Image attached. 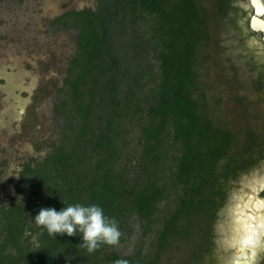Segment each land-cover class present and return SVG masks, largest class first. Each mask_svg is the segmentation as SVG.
Returning <instances> with one entry per match:
<instances>
[{"label":"trees","instance_id":"obj_1","mask_svg":"<svg viewBox=\"0 0 264 264\" xmlns=\"http://www.w3.org/2000/svg\"><path fill=\"white\" fill-rule=\"evenodd\" d=\"M229 2L217 5L220 18ZM52 23L76 32L53 107L61 138L23 164L20 198L0 206V264H159L171 239L187 238L184 209L197 226L200 197L235 140L208 116L199 85L207 14L197 0H98L94 10H67ZM229 25L237 29L234 18ZM75 204L115 218L117 245L137 218L151 233L150 250L88 253L79 233L54 237L33 222L41 208Z\"/></svg>","mask_w":264,"mask_h":264},{"label":"rangeland","instance_id":"obj_2","mask_svg":"<svg viewBox=\"0 0 264 264\" xmlns=\"http://www.w3.org/2000/svg\"><path fill=\"white\" fill-rule=\"evenodd\" d=\"M197 1L207 14L209 30V40L198 50L199 85L212 122L235 138L227 154L231 156L243 150L249 137L264 134V108L253 106L247 84L256 68L262 71V49L246 27L243 0H230L233 8L223 18L217 13L221 0ZM97 4L98 0H0V206L20 198L23 164L40 160L61 138L63 121L53 107L76 50V32L52 21L67 10H94ZM231 18L237 29L229 25ZM191 210L183 211L187 238L171 239L159 264H187L199 239L196 225L192 229ZM128 226V236L114 250L123 256L141 247L147 254L151 233L137 218ZM144 231L148 234L143 236ZM30 241L35 243L36 236ZM218 246H226L224 238Z\"/></svg>","mask_w":264,"mask_h":264},{"label":"flooded vegetation","instance_id":"obj_3","mask_svg":"<svg viewBox=\"0 0 264 264\" xmlns=\"http://www.w3.org/2000/svg\"><path fill=\"white\" fill-rule=\"evenodd\" d=\"M243 2L241 10L246 12V27L251 31L248 17L253 9L248 0ZM254 35L264 60L261 36ZM261 68L260 76L253 73L247 83L255 108H264V61ZM222 160L225 162L217 163L200 197L194 220L199 239L187 264H264V134L249 137L243 150ZM246 233L254 234L252 240ZM223 238L226 246L219 247Z\"/></svg>","mask_w":264,"mask_h":264},{"label":"clouds","instance_id":"obj_4","mask_svg":"<svg viewBox=\"0 0 264 264\" xmlns=\"http://www.w3.org/2000/svg\"><path fill=\"white\" fill-rule=\"evenodd\" d=\"M33 222L54 237L65 234L74 237L79 233L82 237L79 245L88 253H93L101 246H116L121 236L115 218L106 217L98 205L75 204L64 206L60 211L41 208ZM114 264H127V261L117 260Z\"/></svg>","mask_w":264,"mask_h":264},{"label":"water","instance_id":"obj_5","mask_svg":"<svg viewBox=\"0 0 264 264\" xmlns=\"http://www.w3.org/2000/svg\"><path fill=\"white\" fill-rule=\"evenodd\" d=\"M253 9L249 15V28L252 32L261 36V42L264 44V0H248Z\"/></svg>","mask_w":264,"mask_h":264},{"label":"bare ground","instance_id":"obj_6","mask_svg":"<svg viewBox=\"0 0 264 264\" xmlns=\"http://www.w3.org/2000/svg\"><path fill=\"white\" fill-rule=\"evenodd\" d=\"M248 221H249V220H248ZM258 222H260V220H258ZM238 228H239V227H238ZM251 228H252V227H251ZM254 228H255V227H254ZM244 229H245V228H244ZM247 231H248V230H247ZM252 231H255V230L253 229ZM249 232H251V230H249L248 233H249ZM246 234H247V233H246ZM253 235H254V234H252V236H253ZM247 236H249V234H247ZM252 236H251V237H252ZM242 238H243V237H242ZM245 238H246V237H245ZM251 240H252V239H251Z\"/></svg>","mask_w":264,"mask_h":264},{"label":"snow or ice","instance_id":"obj_7","mask_svg":"<svg viewBox=\"0 0 264 264\" xmlns=\"http://www.w3.org/2000/svg\"><path fill=\"white\" fill-rule=\"evenodd\" d=\"M262 207H264V205H262ZM262 222H264V221H262ZM248 239H249V240H251V239H252V237H251V236H249V237H248Z\"/></svg>","mask_w":264,"mask_h":264}]
</instances>
